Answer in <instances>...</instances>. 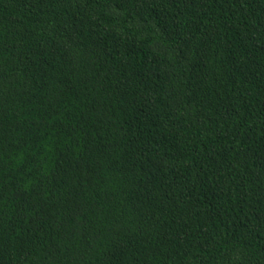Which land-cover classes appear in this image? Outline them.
I'll use <instances>...</instances> for the list:
<instances>
[{
    "label": "trees",
    "instance_id": "trees-1",
    "mask_svg": "<svg viewBox=\"0 0 264 264\" xmlns=\"http://www.w3.org/2000/svg\"><path fill=\"white\" fill-rule=\"evenodd\" d=\"M0 264H264V0H0Z\"/></svg>",
    "mask_w": 264,
    "mask_h": 264
}]
</instances>
